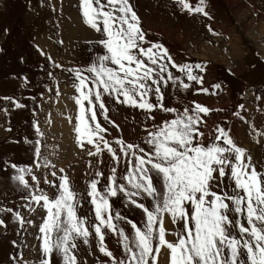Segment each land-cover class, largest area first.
<instances>
[{
  "label": "rangeland",
  "instance_id": "1",
  "mask_svg": "<svg viewBox=\"0 0 264 264\" xmlns=\"http://www.w3.org/2000/svg\"><path fill=\"white\" fill-rule=\"evenodd\" d=\"M190 2L194 6L196 0ZM79 3L80 0H0V98H14L23 105L15 108L9 99L0 100V106L7 103L13 109L0 110V220L5 225L0 226V264H40L42 259L41 241L37 237L41 235L39 226L46 210L29 203L26 199L29 192L13 178L18 173L12 165L31 168L40 188L50 198L56 197L57 189L45 181L58 184L56 177L66 174L82 205L78 215L87 217L86 226L91 233L87 244L83 239L77 241L75 254L79 264H111L109 258L99 253V241L92 228L95 215L87 193L93 179H98V187H103L113 166L117 167L119 177L129 164L125 158L115 165L107 151L90 156L88 150L94 151L92 146L81 149L76 143L74 125L78 106L73 97L78 93L73 87V73L68 70L87 67L97 55L104 54L96 43L101 35L84 24ZM130 3L147 33L146 39L163 44L178 65L207 61L199 63L206 65L205 71L194 70V74L203 76L202 87L208 93L198 91L201 85L188 81L169 66V71L192 84V88L185 91L169 82L163 88L164 106L182 111L193 107L195 102L212 109L203 116L206 121L201 127L205 133L203 143L214 141L216 127H223L239 147L246 149L252 164L264 171V0H206L205 10L211 18L189 14L169 0H130ZM217 27L228 37L218 35ZM53 62L62 67H54ZM25 78L29 83H24ZM216 84L221 88H214ZM151 102H156L154 96ZM105 104L110 120L118 125L114 127L98 112L100 123L108 130L105 138L110 141L122 138L146 150L147 145L143 144L146 129L174 118L173 113L157 109L151 113L155 117L151 120L144 111L107 96ZM241 104L243 108L238 107ZM17 112L19 115L15 117ZM37 127L42 135L37 133ZM38 140L39 159L35 155ZM97 172L102 175L96 176ZM25 178L34 186L30 176ZM156 179L159 184V178ZM231 185L232 181L225 179L213 191H231ZM140 202L151 204L146 198ZM110 203L114 213L144 226V214L130 205L127 198L121 195L111 198ZM13 213H19L25 223L21 225ZM115 223L131 234L126 220ZM164 224L167 240L175 243V233L182 225L173 224L167 216ZM105 244L114 256L123 257L117 235L108 232ZM55 264H62L59 255L55 256ZM157 264H170L167 248L161 249Z\"/></svg>",
  "mask_w": 264,
  "mask_h": 264
},
{
  "label": "snow or ice",
  "instance_id": "2",
  "mask_svg": "<svg viewBox=\"0 0 264 264\" xmlns=\"http://www.w3.org/2000/svg\"><path fill=\"white\" fill-rule=\"evenodd\" d=\"M175 2L189 14L208 16L206 0H196L194 6L190 0ZM79 8L84 24L101 35L96 43L104 54L97 55L87 67L68 70L73 73V87L78 93L73 97L78 106L74 125L76 143L81 149L92 146L94 151L88 150L90 156L107 151L115 165L125 158L129 164L119 177L117 167L113 166L103 187H98V179L89 184L87 195L95 215L92 228L100 253L111 264H157L162 248L169 250L170 264H264V171L252 164L246 149L239 147L223 127H216L214 141L208 145L203 143L205 133L201 127L206 123L203 116L212 109L193 102V107L181 111L165 107L163 103V88L169 82L185 91L192 88V84L169 71V66L188 81L201 85L198 91L208 93L202 87L203 76L194 74V70L204 72L206 65H178L163 44L147 40L130 0H80ZM53 64L56 68L62 67ZM24 83H29L27 78ZM213 87L220 89L221 85ZM106 96L144 111L151 120L155 119L151 113L157 109L173 113L174 118L146 129L143 144L148 150L122 138L110 141L105 138L108 130L98 119L99 112L105 121L118 128L108 116ZM153 96L155 103L151 102ZM4 99L11 100L15 108L23 107L14 98ZM36 131L42 135L38 127ZM36 144L35 155L39 159L40 141ZM44 166H48L47 162ZM12 167L18 173L13 178L29 192L26 198L29 203L46 210L39 226L41 235L37 237L41 241L40 264H55L56 255L62 264H79L75 254L77 241L83 239L87 244L91 233L86 226L87 217L78 215L82 205L69 177L66 174L56 177L58 184L45 181L57 189L56 197L50 198L40 188L31 168ZM52 175L55 177L56 173ZM26 176L31 177L34 186ZM225 179L232 181L231 191H213ZM121 195L142 211L143 227L112 211L110 199ZM145 198L151 201L150 205L140 202ZM13 215L21 225L25 223L19 213ZM166 216L173 224L182 225L175 233V243L166 238ZM121 220L130 225L131 234L117 227L115 221ZM0 226H5L3 220ZM107 232L119 237L122 258L107 249Z\"/></svg>",
  "mask_w": 264,
  "mask_h": 264
},
{
  "label": "trees",
  "instance_id": "3",
  "mask_svg": "<svg viewBox=\"0 0 264 264\" xmlns=\"http://www.w3.org/2000/svg\"><path fill=\"white\" fill-rule=\"evenodd\" d=\"M6 95H10V94H6ZM32 97H34L33 95H32ZM35 98V97H34ZM5 107V105L3 106V108ZM0 108H1V106H0ZM18 115H19V112H17V115H15V117H18ZM18 142V141H17Z\"/></svg>",
  "mask_w": 264,
  "mask_h": 264
}]
</instances>
